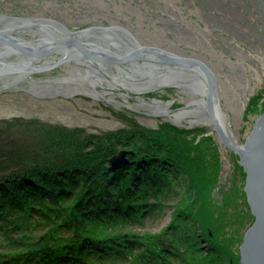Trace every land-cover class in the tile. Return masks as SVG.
<instances>
[{
  "label": "trees",
  "instance_id": "trees-1",
  "mask_svg": "<svg viewBox=\"0 0 264 264\" xmlns=\"http://www.w3.org/2000/svg\"><path fill=\"white\" fill-rule=\"evenodd\" d=\"M129 124L87 135L0 120V264H241L213 204L219 166L205 141L184 142L191 132L169 123ZM122 151L128 164L111 170ZM170 199L168 227L133 231Z\"/></svg>",
  "mask_w": 264,
  "mask_h": 264
},
{
  "label": "rangeland",
  "instance_id": "rangeland-1",
  "mask_svg": "<svg viewBox=\"0 0 264 264\" xmlns=\"http://www.w3.org/2000/svg\"><path fill=\"white\" fill-rule=\"evenodd\" d=\"M4 18L54 20L73 32L118 26L144 46L202 60L217 78L227 127L239 145L245 144L253 125L264 113V0H0V25L9 24ZM22 30L25 31L15 36L27 41L38 38V34ZM61 55L54 53L37 64H49ZM95 67L113 80L99 64ZM124 68L129 76L117 66L109 67L129 83H151V79H139L129 66ZM146 68L150 70L149 66ZM85 70L77 62L62 64L49 71L29 73L21 87L5 86L13 77L0 76V120H39L70 130L83 129L87 135L128 128L129 121L153 129L169 123L190 131L191 136L184 142L200 145L205 141V145H200L203 155H207V149L209 157L218 160L213 204L225 208L226 242L238 253L247 230L256 220L248 204L247 174L239 156L221 143L207 120L191 116L178 124L147 106L159 102L172 111H191L197 107V96L176 86L137 93L119 82L115 89L106 84L98 86L102 93L98 97L80 92H50V88H67V82L61 79ZM177 204L170 199L161 218L146 220L144 226L133 231L161 233L173 222Z\"/></svg>",
  "mask_w": 264,
  "mask_h": 264
},
{
  "label": "water",
  "instance_id": "water-1",
  "mask_svg": "<svg viewBox=\"0 0 264 264\" xmlns=\"http://www.w3.org/2000/svg\"><path fill=\"white\" fill-rule=\"evenodd\" d=\"M4 19L22 23L16 29H27L29 24L39 26V33L37 39L27 41L12 35L11 29L0 25V59L16 55L29 60L28 63H23L20 70H14L15 65L4 67L0 76L19 72H45L62 64L82 62V65L97 63L106 69L117 66L121 73L127 71L124 66H129V70L139 75V79L159 78L160 82L155 83L157 88L169 84H179V88L184 90L203 88V110L201 113L194 109L184 110L187 113L185 117L192 116L210 122L221 143L239 156L240 164L247 174L245 191L248 204L256 218L244 236L240 249L241 264H264V113L253 125L252 133L245 140V144L239 145L230 136L225 115L220 107L217 78L202 60L179 56L154 46H144L132 33L118 26L90 27L73 32L54 20ZM58 52L62 55L57 61L37 64ZM148 66L150 70L146 68ZM126 155L127 152L122 151L114 156L110 160L111 170L128 164Z\"/></svg>",
  "mask_w": 264,
  "mask_h": 264
},
{
  "label": "bare ground",
  "instance_id": "bare-ground-1",
  "mask_svg": "<svg viewBox=\"0 0 264 264\" xmlns=\"http://www.w3.org/2000/svg\"><path fill=\"white\" fill-rule=\"evenodd\" d=\"M26 20L31 21L27 18H26ZM10 23L11 24H8V25L4 24V26L7 29H11L10 33L12 35L20 34L19 33L20 31H25V30H22L24 28L16 29V27H18L22 23H17V22H10ZM26 30L32 32L33 35H37L39 33V26L29 24V27ZM48 32H51V31L48 30ZM7 59L8 58L3 59V60L0 59V62L2 63V64H0V71L6 66H14V65H15L14 70L15 69L20 70L23 63L29 62V60L27 58L22 57V56H16V55L14 56L13 59H10V60H7ZM77 64H78V62H77ZM40 65H42V64H40ZM78 65H82V62H81V64H78ZM82 66H85V68H86L84 73H82L81 71H77V73L73 72L70 74L69 77H64L63 79H61V81L67 82V84H68L67 88H65V89H58V88L52 89V88H50L49 89L50 92L51 93H62V94H66V95H73L74 93L80 92V93L92 95L94 97H98L99 95H102V93L97 88L98 86L106 84L108 87L115 89L118 87V82L124 86H127L128 88H130V90L137 92V93L153 92L157 89H160L163 87H168V86L180 87L179 84H169V85H162V87L157 88L155 83L160 82L159 78H154L153 80L151 79L152 80L151 83L150 82L149 83H129V82H127V80H125V77H123V79H122L116 73L112 72L111 69H106L103 67L102 69L107 71L112 76L113 80H110V79L106 78L104 75H102L101 70L98 67H95V64L83 63ZM123 73L125 75L129 74V72L125 71V70L123 71ZM31 74H29V72H19V73L8 74L7 76H12L13 80L8 81L5 84V86L15 85L17 87H21L23 85V83L28 79V76ZM160 84H163V83H160ZM187 91L189 93L197 96L198 99H196L194 101V103L196 104L197 107L194 110L197 111V113L198 112L201 113V111L203 110V103L205 102V90L203 88H195V89H189ZM219 100H220V95H219ZM147 106L149 108H151L155 114L166 117V118H172L178 124L182 123L184 121V117H185V113H186L184 110L179 111V112L172 111L169 107L162 106L159 102H156L153 105H147ZM220 107L222 109V112L224 113L222 105H221V100H220ZM224 115L226 118L225 113H224ZM226 125H227V121H226ZM230 136H232L235 143H237L234 135L230 134Z\"/></svg>",
  "mask_w": 264,
  "mask_h": 264
},
{
  "label": "flooded vegetation",
  "instance_id": "flooded-vegetation-1",
  "mask_svg": "<svg viewBox=\"0 0 264 264\" xmlns=\"http://www.w3.org/2000/svg\"><path fill=\"white\" fill-rule=\"evenodd\" d=\"M5 76V75H4Z\"/></svg>",
  "mask_w": 264,
  "mask_h": 264
}]
</instances>
